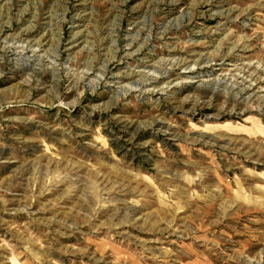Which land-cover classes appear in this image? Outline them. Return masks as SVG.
<instances>
[{
    "label": "rangeland",
    "instance_id": "1",
    "mask_svg": "<svg viewBox=\"0 0 264 264\" xmlns=\"http://www.w3.org/2000/svg\"><path fill=\"white\" fill-rule=\"evenodd\" d=\"M0 264H264V0H0Z\"/></svg>",
    "mask_w": 264,
    "mask_h": 264
},
{
    "label": "bare ground",
    "instance_id": "2",
    "mask_svg": "<svg viewBox=\"0 0 264 264\" xmlns=\"http://www.w3.org/2000/svg\"><path fill=\"white\" fill-rule=\"evenodd\" d=\"M131 89V88H130Z\"/></svg>",
    "mask_w": 264,
    "mask_h": 264
}]
</instances>
